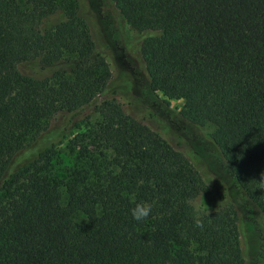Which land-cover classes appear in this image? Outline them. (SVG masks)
Segmentation results:
<instances>
[{"label":"trees","instance_id":"1","mask_svg":"<svg viewBox=\"0 0 264 264\" xmlns=\"http://www.w3.org/2000/svg\"><path fill=\"white\" fill-rule=\"evenodd\" d=\"M112 2L146 73L78 0H0V264H264V0Z\"/></svg>","mask_w":264,"mask_h":264},{"label":"rangeland","instance_id":"2","mask_svg":"<svg viewBox=\"0 0 264 264\" xmlns=\"http://www.w3.org/2000/svg\"><path fill=\"white\" fill-rule=\"evenodd\" d=\"M78 1L80 13L88 23L98 51L107 58L113 77L118 78L121 71L128 70L129 66L130 68L133 66L140 73H146L145 62L141 55L140 32L133 29L123 18L112 0ZM121 46L125 47V56L121 53ZM120 91L116 97L127 110L134 112L138 118L150 125L156 126L163 123L155 110L147 108L143 104H138L128 91ZM168 100L175 111L179 112L182 110L183 99ZM85 114L91 115L93 119L98 117L93 108L87 110ZM215 129L216 125L213 122H208L204 126V131L207 134L212 133ZM78 131L74 130L70 133L59 148L68 152L67 144ZM206 182L212 188L221 186L219 182L209 177L206 178ZM197 204L204 208H209L210 206L203 198H200Z\"/></svg>","mask_w":264,"mask_h":264},{"label":"clouds","instance_id":"3","mask_svg":"<svg viewBox=\"0 0 264 264\" xmlns=\"http://www.w3.org/2000/svg\"><path fill=\"white\" fill-rule=\"evenodd\" d=\"M150 206L149 205H143V204H137L132 209V216L136 220H140L144 217H146L149 214Z\"/></svg>","mask_w":264,"mask_h":264}]
</instances>
